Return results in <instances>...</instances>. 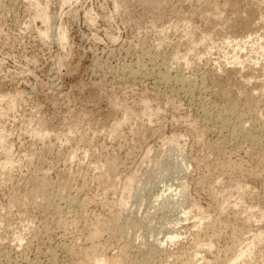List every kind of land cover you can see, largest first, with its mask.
<instances>
[{
  "label": "rangeland",
  "instance_id": "rangeland-1",
  "mask_svg": "<svg viewBox=\"0 0 264 264\" xmlns=\"http://www.w3.org/2000/svg\"><path fill=\"white\" fill-rule=\"evenodd\" d=\"M0 135V264H264V0H0Z\"/></svg>",
  "mask_w": 264,
  "mask_h": 264
},
{
  "label": "bare ground",
  "instance_id": "bare-ground-1",
  "mask_svg": "<svg viewBox=\"0 0 264 264\" xmlns=\"http://www.w3.org/2000/svg\"><path fill=\"white\" fill-rule=\"evenodd\" d=\"M66 1H67V0H66ZM36 3H37V2H36ZM36 3L34 2L35 5H36ZM36 7H37V5H36ZM38 7H39V11H38V12H40V8H41V7H40L39 5H38ZM38 7H37V9H38ZM41 10H42V9H41ZM43 12H44V10H43ZM41 13H42V12H41ZM44 13H45V12H44ZM42 14H43V13H42ZM44 15H45V14H44ZM46 16H47V15H46ZM44 17H45V16H44ZM42 18H43V17H42ZM46 18H47V17H46ZM44 19H45V18H44ZM44 19H43V20H44ZM46 21H47V20H45V22H46ZM47 30H48V29H47ZM46 32H47V31H46ZM63 32H64V31H63ZM45 34H46V33H45ZM60 35H62L63 38L66 36V35H65L64 33H62V32H61ZM63 38H62V39H63ZM228 42H229V41H228ZM258 48H259V47H258ZM182 83H183V82H182ZM184 85H185V84H184ZM146 101H147V100H146ZM146 101L143 100L142 103L144 104V102H146ZM140 103H141V102H140ZM146 103H148V102H146ZM146 103H145V104H146ZM149 103H150V102H149ZM147 106H148V105H147ZM12 107H13V106H12ZM13 108H14V107H13ZM137 108H138V107H137ZM144 108H146V107L144 106ZM148 109H149V108H148ZM130 110H131V108H130ZM144 110H145V109H144ZM7 111H8V110H7ZM122 111H123V110H122ZM125 111H126V110H124V113H125ZM146 111H147V110H146ZM129 112H130V111H129ZM135 112H136V111H135ZM143 112H144V111H143ZM149 112H150V111H149ZM124 113H122V114H124ZM126 113H128V111H127ZM126 113H125V114H126ZM146 113H147V112H146ZM128 114H130V113H128ZM128 114H126V115H128ZM131 114H133V113H131ZM126 115H124V116H126ZM122 117H123V115H122ZM204 118H205V117H204ZM204 118H203V119H204ZM123 119H125V117H123ZM123 119H122V120H123ZM215 120H216V119H215ZM124 121H125V120H124ZM124 121H123V122H124ZM135 121H136V120H135ZM119 122H120V120H119ZM114 123H115V122H114ZM117 123H118V122H117ZM117 123H115V126H118ZM120 123H121V122H120ZM118 124H119V123H118ZM220 124H221V127H223V128L226 127V126H228L227 122L224 121V120L221 121ZM119 125H120V124H119ZM210 125H211V124H210ZM216 125H217V124H216ZM211 126H212V125H211ZM211 126H210V127H211ZM236 126H237V125H236ZM240 126H241V125H240ZM118 127H119V126H118ZM232 128H233V127H232ZM261 128H262V127H261ZM259 129H260V128H259ZM224 130H225V129H224ZM255 130H256V129H255ZM257 130H258V129H257ZM219 132H220V131H219ZM40 134H41V133H40ZM44 134H45V133H44ZM227 134H228V133H227ZM229 136H230V138H234V137H235V130H234V128H233V129H230V131H229ZM1 137H2V135H0V141L2 142ZM172 140H173V138H172ZM235 141H236V140H235ZM1 142H0V143H1ZM0 146H1V145H0ZM250 147H252V146H250ZM3 150H4V149H3ZM5 155H6V154H5ZM114 161H115V160H114ZM115 163H116V162H114V164H115ZM111 164H112V163H111ZM112 165H113V164H112ZM110 166H111V165H110ZM112 168H113V167H112ZM115 170H116V169H115ZM106 174H107V173H106ZM133 178H134V177H133ZM101 180H102V179H101ZM110 182H111V181H110ZM40 187H41V186H40ZM39 189H40V188H39ZM39 189H38V190H39ZM42 189H43V188H42ZM129 190H130V189H129ZM120 195H121V194H120ZM120 199H121V198H120ZM102 207H103V206H102ZM200 222H201V221H200ZM173 231H174V230H173ZM95 232H96V231H95ZM172 233H173V232H172ZM175 237H176L175 234L172 235V236H170V240H171V239L174 240ZM196 242H197V240H196ZM199 243H200V242H199ZM252 243H253V242H252ZM252 243H251V244H252ZM249 244H250V243H249ZM194 245H195V244H194ZM200 246H201V245H200ZM253 246H254V245H253ZM241 251H242V250H241ZM238 253H239V252H238ZM242 253H243V252H242ZM242 253H240V254H241V255H244V254H242ZM244 253H245V252H244ZM236 254H237V253H236ZM245 256H246V255H245ZM238 258H240V257L238 256L237 258H235V257H234V259L232 258L233 260L230 261V264H238V263H237V262H238L237 260H239ZM242 259H243V257H241V260H242ZM95 264H101V263L96 262ZM228 264H229V263H228Z\"/></svg>",
  "mask_w": 264,
  "mask_h": 264
}]
</instances>
